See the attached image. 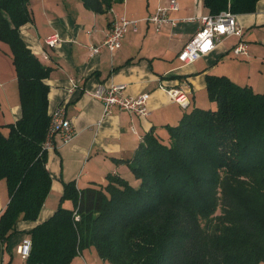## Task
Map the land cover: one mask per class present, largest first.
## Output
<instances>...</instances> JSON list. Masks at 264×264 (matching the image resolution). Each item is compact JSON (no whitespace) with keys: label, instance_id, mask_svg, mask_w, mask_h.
Returning a JSON list of instances; mask_svg holds the SVG:
<instances>
[{"label":"trees","instance_id":"obj_1","mask_svg":"<svg viewBox=\"0 0 264 264\" xmlns=\"http://www.w3.org/2000/svg\"><path fill=\"white\" fill-rule=\"evenodd\" d=\"M81 1L101 13L124 0ZM257 1L203 5L210 14L246 13ZM31 20L29 0H0V41L11 52L21 109L0 124V180L9 197L3 243L19 220L37 219L51 184L43 146L50 67L20 35ZM205 78L215 107H194L166 125L167 142L147 132L126 161L137 185L112 174L99 187L65 183L56 210L29 230L24 264H69L89 247L112 264H264V92L223 75Z\"/></svg>","mask_w":264,"mask_h":264},{"label":"crops","instance_id":"obj_2","mask_svg":"<svg viewBox=\"0 0 264 264\" xmlns=\"http://www.w3.org/2000/svg\"><path fill=\"white\" fill-rule=\"evenodd\" d=\"M168 0H124L106 12L87 9L81 0H29L32 20L20 26V35L42 64L50 67L48 114L64 107L73 136L67 143L59 134L46 149V168L51 176L50 190L36 220H19L16 232L7 243L0 240V264H24L18 246L29 230L46 220L56 210L64 184L74 182L78 190L106 184L112 174L137 185L130 171V159L150 130L160 140L168 141L166 125H175L184 112L194 107L207 108L206 74L223 75L254 92H264V0H258L251 12L235 13L242 27L241 36L221 37L215 47L192 63H181L177 53L200 27L199 18L210 14L203 0H176L177 10H169V19L156 31L153 23L141 18L156 11ZM114 15L138 19L129 27L121 46L113 51L101 48L91 53L90 46L105 38ZM189 18V19H188ZM56 33L53 47L45 39ZM244 42L247 54L234 56L232 47ZM74 81L72 86L71 80ZM126 84V93H149L148 114L139 116L113 109L104 114L103 104L92 93L98 86ZM183 89L189 99L182 107L168 93ZM21 113L17 81L8 45L0 41V124L16 120ZM2 131L7 134L8 129ZM9 197L4 179L0 180V214ZM70 200L62 206L71 208ZM69 264H109L94 247L84 249Z\"/></svg>","mask_w":264,"mask_h":264},{"label":"built area","instance_id":"obj_3","mask_svg":"<svg viewBox=\"0 0 264 264\" xmlns=\"http://www.w3.org/2000/svg\"><path fill=\"white\" fill-rule=\"evenodd\" d=\"M178 8L179 4L176 0H168L164 5H158L155 12L141 18V20L153 23L155 30L158 31L165 22H170L172 25L176 23L174 19L168 18L167 13L169 10H177ZM199 20L200 27L177 53V59L181 63H192L210 52L221 37L241 36L242 34V27L236 18V14L229 9L221 10L216 14L202 15ZM137 22L138 19H129L125 15H114L102 42L99 45L90 46L91 53H97L101 48L113 51L120 47L128 28L135 29ZM45 42L53 47L59 42V37L56 33L51 34L45 39ZM232 54L234 56L247 54L246 44L238 42L232 47ZM71 83L74 86L73 79ZM168 93L182 107L188 105V95L183 89L173 87L168 90ZM92 94L102 102L104 114L111 113L113 109L124 110L139 116L148 114L149 93L127 94L124 83L112 84L108 87L98 86ZM56 134L60 135L64 143L69 142L73 136L70 120L65 116L64 107L61 105H58L50 113V123L43 141V146L46 149L52 146ZM75 219H78V215L75 216ZM31 244L32 241L29 236L24 237L20 242L18 253L23 259L28 257Z\"/></svg>","mask_w":264,"mask_h":264},{"label":"rangeland","instance_id":"obj_4","mask_svg":"<svg viewBox=\"0 0 264 264\" xmlns=\"http://www.w3.org/2000/svg\"><path fill=\"white\" fill-rule=\"evenodd\" d=\"M209 107H213V103H212V102H209V103H208L207 108H209ZM204 108H205V107H204ZM137 184H138V183H137ZM6 190H7V189H6ZM70 205H72V204L69 203L68 206H70Z\"/></svg>","mask_w":264,"mask_h":264}]
</instances>
